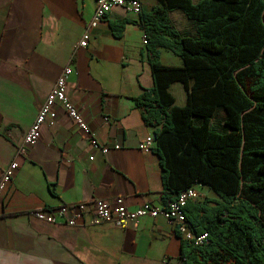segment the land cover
Instances as JSON below:
<instances>
[{
	"label": "crops",
	"instance_id": "1",
	"mask_svg": "<svg viewBox=\"0 0 264 264\" xmlns=\"http://www.w3.org/2000/svg\"><path fill=\"white\" fill-rule=\"evenodd\" d=\"M139 1L143 13L159 5V0ZM96 5V0H0V179L10 163L19 164L0 199V264H182V239L162 217L121 229L113 224L54 226L29 215L119 197L132 210L144 203L162 206L160 159L154 151L140 149L156 130L145 124L135 102L153 86L144 32L137 25L140 16L114 8L91 31L88 47L73 56ZM169 18L182 37H198L196 23L183 11L173 10ZM124 22L116 37L112 25ZM160 62L167 67L184 64L163 48ZM66 66L72 70L67 97L108 153L92 147L58 110L53 123L42 127L40 140L18 155ZM169 92L175 106L187 104L182 83H173ZM224 119L219 111L213 126L221 129ZM194 188L196 202L208 200L214 207L220 201L207 186Z\"/></svg>",
	"mask_w": 264,
	"mask_h": 264
},
{
	"label": "trees",
	"instance_id": "2",
	"mask_svg": "<svg viewBox=\"0 0 264 264\" xmlns=\"http://www.w3.org/2000/svg\"><path fill=\"white\" fill-rule=\"evenodd\" d=\"M173 10L196 23L197 38L178 33ZM137 25L147 38L153 86L135 102L156 129L162 206L197 184L220 198L214 207L187 203L189 230L208 240L199 247L182 240L181 263L264 264V0H159ZM124 28L112 25L116 37ZM162 48L183 66H164ZM175 82L187 93L184 107L169 92ZM219 111L221 129L212 124Z\"/></svg>",
	"mask_w": 264,
	"mask_h": 264
},
{
	"label": "built area",
	"instance_id": "3",
	"mask_svg": "<svg viewBox=\"0 0 264 264\" xmlns=\"http://www.w3.org/2000/svg\"><path fill=\"white\" fill-rule=\"evenodd\" d=\"M96 8L94 15L86 27L82 38L78 45L73 49V56L78 49L88 47L91 39V31L95 29L107 15L116 7L122 8L127 12L140 16L142 13V5L139 0H96ZM143 44L146 46L147 38L144 35ZM72 70L66 66L55 84L51 92L42 105L35 121L33 122L28 133L25 135L22 144L18 148V155H24L29 147L34 146L41 138V129L47 124H52L55 120L58 110L63 111L69 119L76 124L82 134L89 140L92 147L99 149L103 154L108 153L107 147H101L94 133L90 130L84 121L80 111L74 107L66 94L67 81ZM156 147L155 135L148 136L140 145V149L144 153H152ZM119 145L115 146L118 150ZM93 161V158H90ZM19 169V164L13 161L3 171L0 179V199L12 184L15 173ZM199 195L194 187L184 191L180 196L167 207H158L150 203H144L135 210L128 208L123 198L119 197L113 201L103 199H95L89 203H78L74 207L69 208L62 206L56 209L42 208L33 210L29 213L34 219L48 224L66 227L100 226L113 224L121 229L135 226L144 218L157 219L162 217L169 223L173 224L181 239L193 244L196 247L204 245L208 240V234L195 236L190 230L184 209L188 202L197 201Z\"/></svg>",
	"mask_w": 264,
	"mask_h": 264
},
{
	"label": "rangeland",
	"instance_id": "4",
	"mask_svg": "<svg viewBox=\"0 0 264 264\" xmlns=\"http://www.w3.org/2000/svg\"><path fill=\"white\" fill-rule=\"evenodd\" d=\"M219 119V118H218ZM225 264H232V262H229V263H225Z\"/></svg>",
	"mask_w": 264,
	"mask_h": 264
}]
</instances>
